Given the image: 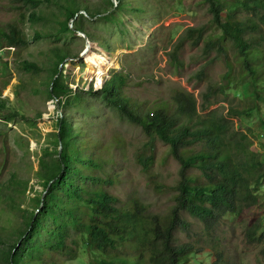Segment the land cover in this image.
Returning <instances> with one entry per match:
<instances>
[{
  "label": "trees",
  "instance_id": "1",
  "mask_svg": "<svg viewBox=\"0 0 264 264\" xmlns=\"http://www.w3.org/2000/svg\"><path fill=\"white\" fill-rule=\"evenodd\" d=\"M20 1L34 9L43 4L56 5L65 16L61 22L65 32H71L73 27L75 33L88 35L79 17L89 9H82L81 0ZM203 1L221 35L206 41L205 27H190L167 54L169 61L176 69L183 68L180 55L186 42L192 47L205 42L206 52L217 49V57L226 59L227 84L238 83L235 79L248 81L253 106L242 110L231 108L227 115L211 111L202 116L199 108L206 112L212 105L211 90L204 95L202 104L190 92L175 90L169 101L144 108L126 94L128 75L116 73L107 82L104 80L109 74L96 79L97 85H103L97 93L123 118L140 126L150 142L159 140L166 145L169 156L178 162L179 179L171 188L174 205L166 215L152 212L138 199L120 206L117 196L107 189L114 181L104 178L106 163L98 153L100 144L94 132H87L82 126L76 129L68 118L62 117L55 134V156L47 153L39 162L37 178L44 191L33 202L35 210H23L20 203L16 207L13 194L9 199L3 198L12 212L22 213V221L15 228V238L0 235V264H61L78 259L82 246L91 249L98 264H232L225 251L180 243L176 235L180 230L190 234L194 228L185 219L186 214L201 222L205 232L211 235L226 218L241 217L259 206V192L264 188V163L253 151L250 136L242 132L243 128L236 130L233 120L251 118L254 112L261 114V105H264V33H258L261 24L264 25V0ZM117 2L121 9L125 1ZM113 7L117 6L113 4ZM111 11L97 10L90 14L95 18ZM241 12L248 17H240ZM37 15L32 12L29 16L35 21L40 18ZM40 35L35 39L41 38ZM227 39L240 66L233 81L235 64L224 46ZM0 41L1 49L16 50L29 44L16 23L0 28ZM64 50H53L59 62L48 89L49 99L56 101L59 108L85 102L77 90L66 84L59 71L60 64L69 55ZM18 62L28 73L40 71L34 62L21 59ZM205 74L202 69L196 78L202 81ZM221 89L219 86L214 90ZM9 100L3 98L0 88V119L7 123L19 117L16 112L2 114L8 109ZM154 160V156L140 159L145 171L152 169ZM193 170H198L201 176L192 175ZM151 176L154 189L163 192L165 184ZM12 181L16 191V178ZM18 185L16 192L24 199L29 181ZM248 227V241L264 244L262 218L252 217Z\"/></svg>",
  "mask_w": 264,
  "mask_h": 264
},
{
  "label": "rangeland",
  "instance_id": "2",
  "mask_svg": "<svg viewBox=\"0 0 264 264\" xmlns=\"http://www.w3.org/2000/svg\"><path fill=\"white\" fill-rule=\"evenodd\" d=\"M81 1L82 9H89L82 11L79 17L88 35L75 33L73 27L71 32H65L61 25L65 16L56 5L43 4L34 9L20 0L15 3L0 0V28L16 23L29 41L27 46L16 50L0 47V88L3 98H10L8 109L2 114H19L9 123L0 119V235L6 237L15 238L22 213L12 212L3 198L9 199L13 194L16 207L20 203L23 210H35L33 202L44 191L37 178L39 162L47 153L55 156V134L62 117L68 118L76 129L82 126L85 131L94 132L100 144L98 153L106 163L104 178L114 181L107 189L117 196L120 206L138 199L152 212L166 215L174 205L171 188L179 179L178 162L169 156L166 145L159 140L150 142L140 126L123 118L97 93L103 85H97L96 79L109 74L104 80L107 82L116 73L128 75L126 94L133 103H140L144 108L169 101L175 90L190 92L199 104L211 90L212 105L206 112L199 108L202 116L211 111L227 115L231 108L242 110L253 106L248 81L235 79L240 66L229 39L224 41V46L235 64L232 81L235 79L238 83L227 84L226 59L217 57V49L206 52L205 42L199 47L186 42L180 55L183 68L176 69L169 61L167 54L190 27H205L206 41L221 35L203 0H124L121 9L117 0ZM97 10L112 11L93 18L90 13ZM32 12H37L40 18L32 21L29 16ZM239 16L248 17V14L241 12ZM258 33H264V25L261 24ZM37 34L42 37L36 40ZM64 49L69 55L60 64L59 71L66 84L77 90L85 101L69 108L63 105L59 108L56 101L48 97L53 71L59 62L53 50ZM20 59L38 64V74L20 68ZM202 69L206 74L204 80L199 81L196 74ZM219 86L221 90H214ZM261 108V114L254 112L251 118L234 119L233 123L236 130L243 128L242 132L250 136L253 151L264 163V105ZM152 156L154 164L147 172L140 159ZM191 174L201 176L198 170ZM151 175L165 184L163 192L154 189ZM13 178H16V191L19 183L29 181L24 199L14 191ZM259 194L261 200L253 212L226 218L211 235L205 232L201 222L186 214L185 219L193 223L194 228L190 234L178 231L177 240L225 251L232 264H264V244L250 243L246 237L252 217L262 218L264 231V188ZM61 264L98 263L91 249L82 246L78 259Z\"/></svg>",
  "mask_w": 264,
  "mask_h": 264
}]
</instances>
